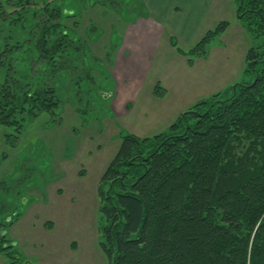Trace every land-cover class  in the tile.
Listing matches in <instances>:
<instances>
[{
  "label": "rangeland",
  "instance_id": "374dc122",
  "mask_svg": "<svg viewBox=\"0 0 264 264\" xmlns=\"http://www.w3.org/2000/svg\"><path fill=\"white\" fill-rule=\"evenodd\" d=\"M157 1L0 0V96L15 100L21 122L18 131L0 125V233L14 245L0 264H108L100 180L121 133L168 132L196 101L248 80L245 52L257 41L234 0H207L190 32L178 27L189 17L180 6H168L176 13L167 19ZM223 20L207 55L189 65L178 49ZM43 27L52 31L45 47ZM43 90L56 96L51 112L35 103Z\"/></svg>",
  "mask_w": 264,
  "mask_h": 264
},
{
  "label": "trees",
  "instance_id": "16d2710c",
  "mask_svg": "<svg viewBox=\"0 0 264 264\" xmlns=\"http://www.w3.org/2000/svg\"><path fill=\"white\" fill-rule=\"evenodd\" d=\"M234 3L257 41L245 52L248 80L196 101L168 132L121 133L100 180L106 185L100 246L108 264H264V0ZM56 10L44 6L49 17ZM227 25L219 21L178 52L192 65ZM49 29L43 27L42 47ZM170 42L176 45L172 36ZM55 98L43 90L35 103L51 112ZM14 103L7 92L0 96V125L18 131ZM24 105L29 101L19 107L30 112ZM5 234L0 254L12 258L14 245Z\"/></svg>",
  "mask_w": 264,
  "mask_h": 264
},
{
  "label": "crops",
  "instance_id": "0c3cea01",
  "mask_svg": "<svg viewBox=\"0 0 264 264\" xmlns=\"http://www.w3.org/2000/svg\"><path fill=\"white\" fill-rule=\"evenodd\" d=\"M161 0H158L157 2H151L152 4L153 3H156L155 6H156V10L155 12L157 14H159L160 12H163V11H166L167 13V16H165L167 19L171 18L170 16H172V14L176 13L175 11H171V12H168V6L170 8L171 6V10L173 9V7L175 6V8H180L184 11L183 15L184 14H188L189 17L185 20L186 23H183V21L181 19L180 20V23H178L179 25H182V26H179V28H183V31L187 30V32H190L192 29H193V26L196 25V22H197V19H198V11L201 12L203 10V8L205 7V2L208 3L207 0H180L179 4L178 5H174V3H171V0L168 2H162V7L159 8V4H160ZM154 4H153V7H155ZM183 7H189L187 9H183ZM159 8V9H158ZM161 9V10H160ZM191 10L192 11V15H191ZM150 11V9H149ZM159 11V12H157ZM161 15V14H159ZM163 16V15H161ZM164 17V16H163ZM184 16H180V18H183ZM157 18V17H156ZM192 21V22H191ZM192 26V27H191ZM177 27V26H176Z\"/></svg>",
  "mask_w": 264,
  "mask_h": 264
},
{
  "label": "water",
  "instance_id": "95a60500",
  "mask_svg": "<svg viewBox=\"0 0 264 264\" xmlns=\"http://www.w3.org/2000/svg\"><path fill=\"white\" fill-rule=\"evenodd\" d=\"M104 95H106V94H104ZM25 264H30L29 262H26Z\"/></svg>",
  "mask_w": 264,
  "mask_h": 264
}]
</instances>
